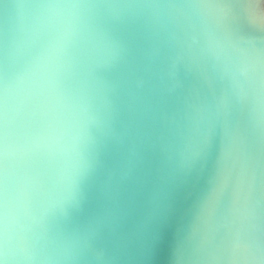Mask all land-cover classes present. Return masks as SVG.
<instances>
[{"label":"clouds","instance_id":"obj_1","mask_svg":"<svg viewBox=\"0 0 264 264\" xmlns=\"http://www.w3.org/2000/svg\"><path fill=\"white\" fill-rule=\"evenodd\" d=\"M0 264H264V0H0Z\"/></svg>","mask_w":264,"mask_h":264}]
</instances>
